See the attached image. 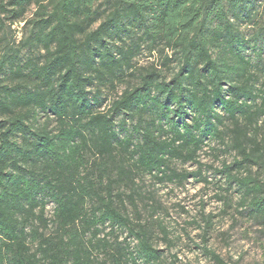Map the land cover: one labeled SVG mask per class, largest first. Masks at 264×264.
<instances>
[{
    "label": "trees",
    "instance_id": "obj_1",
    "mask_svg": "<svg viewBox=\"0 0 264 264\" xmlns=\"http://www.w3.org/2000/svg\"><path fill=\"white\" fill-rule=\"evenodd\" d=\"M0 14V31L28 28L0 53V264H168L123 188L172 179L210 138L228 137L240 159L218 173L264 227V0H8ZM145 47L160 68L134 66ZM122 79L99 112L98 86Z\"/></svg>",
    "mask_w": 264,
    "mask_h": 264
},
{
    "label": "rangeland",
    "instance_id": "obj_2",
    "mask_svg": "<svg viewBox=\"0 0 264 264\" xmlns=\"http://www.w3.org/2000/svg\"><path fill=\"white\" fill-rule=\"evenodd\" d=\"M1 1L6 3L8 0ZM33 10L31 5L27 18ZM4 17L0 14L1 19L4 20ZM4 22L9 23L7 20ZM10 30L13 35L10 32L6 34V28L0 31V53L6 52L7 45L17 47L20 40L28 35L24 22L12 24ZM246 32L251 33L250 29ZM246 53L252 61L256 58L257 53L252 48H248ZM32 54L37 55L38 52L33 51ZM32 54L26 49L21 51L24 58ZM261 56L264 59V49ZM132 63L136 67L156 65L160 68L162 61L158 53H151L145 47L135 54ZM167 71L166 75L169 74ZM127 82L122 79L114 89L108 84L99 85L102 103L96 109L105 112L128 86ZM94 88L91 90L94 91ZM118 120L115 119L116 122ZM227 124L229 122L225 121ZM259 140L264 152V132L260 133ZM205 142L198 163L170 162V173L167 174L173 176L172 179L139 174L133 183L129 182L123 189L130 195L126 204L130 217L135 222L149 225L154 246L161 251L168 264H264V227L243 213L239 192L226 181L225 175L218 173L224 165L231 166L236 158H240L228 146V137L224 143L218 138ZM253 172H259L264 177L263 168L253 167ZM242 174L245 176V172ZM52 213L53 205L49 203L45 217L50 219ZM36 224L39 222L36 221ZM53 228L50 225L46 232L50 233ZM108 232L109 228H106L100 236ZM116 235L123 240L126 232L118 231ZM135 243L131 241V246ZM95 254L100 262L102 251L97 250Z\"/></svg>",
    "mask_w": 264,
    "mask_h": 264
}]
</instances>
